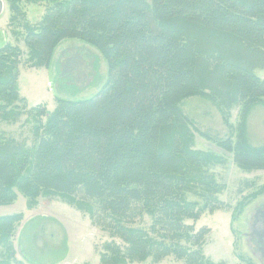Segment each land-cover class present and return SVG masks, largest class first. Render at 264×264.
I'll list each match as a JSON object with an SVG mask.
<instances>
[{"label":"trees","instance_id":"obj_1","mask_svg":"<svg viewBox=\"0 0 264 264\" xmlns=\"http://www.w3.org/2000/svg\"><path fill=\"white\" fill-rule=\"evenodd\" d=\"M23 1L46 3L40 22L25 24L27 66L49 68L57 46L76 38L101 52L108 78L92 97H55L47 114L19 92L21 48L0 47V121L28 113L35 136L29 147L0 134V205L22 194L29 208L58 197L87 212L113 238L101 264L170 255L225 264L204 253L208 229L186 223L216 208L222 188L207 170L220 156L194 148L180 103L206 95L226 117L241 105L238 141L217 144L240 168L264 170V146L250 145L244 127L264 99V0H7L11 20ZM146 215L151 225H136ZM21 220L0 215V264H29L14 241Z\"/></svg>","mask_w":264,"mask_h":264},{"label":"rangeland","instance_id":"obj_2","mask_svg":"<svg viewBox=\"0 0 264 264\" xmlns=\"http://www.w3.org/2000/svg\"><path fill=\"white\" fill-rule=\"evenodd\" d=\"M45 4L23 1V14L11 20L9 4L4 0L0 15V47L10 43L21 48L19 92L28 102L26 107L43 104L47 106L48 114L56 106L55 97L79 100L94 96L107 81L108 65L101 52L91 44L67 38L55 49L49 68L27 66L25 24L39 23L46 12ZM70 59H75L74 66L61 77ZM71 70L81 74L80 79L74 80ZM180 106L196 127L194 148L220 156V161L209 164L207 170L222 188L216 208L206 210L198 219L187 220L186 223L194 225L196 230L208 229L203 250L212 261L264 264L261 254L254 251V240H250L249 235L256 211L264 210V170L240 168L234 162L233 154L217 144L228 138L238 141L239 125L243 123L242 106L232 107L227 112L228 117L206 95L188 96L181 100ZM245 117L247 142L255 147L264 146V99L253 104ZM0 134L24 141L29 147L35 143L32 118L28 113H24L16 123L0 121ZM188 199L204 204L193 194H188ZM15 213H22L15 245H20L29 264H101L104 243L113 239L108 230L94 223L87 212L58 197H40L37 204L29 208L26 197L20 194L13 203L0 205V215ZM151 220L146 215L145 220L136 225L148 228ZM125 264L186 263L170 255L158 261L148 258Z\"/></svg>","mask_w":264,"mask_h":264},{"label":"flooded vegetation","instance_id":"obj_3","mask_svg":"<svg viewBox=\"0 0 264 264\" xmlns=\"http://www.w3.org/2000/svg\"><path fill=\"white\" fill-rule=\"evenodd\" d=\"M74 60L75 59L68 60L67 64L63 68L64 74L71 68V66H74ZM70 74L72 75V78L74 80H78L80 79L79 77H81V74H76V72L72 70ZM262 218H264V210L259 209L256 211V214L253 217L249 235L250 240H254L252 244V246L254 247V251L256 250L255 252H259L261 254V259L264 261V221L262 220Z\"/></svg>","mask_w":264,"mask_h":264},{"label":"water","instance_id":"obj_4","mask_svg":"<svg viewBox=\"0 0 264 264\" xmlns=\"http://www.w3.org/2000/svg\"><path fill=\"white\" fill-rule=\"evenodd\" d=\"M3 9H4V0H0V15L2 14L3 12ZM70 70V69H69ZM68 70V71H69ZM65 74L62 73L61 76L63 77Z\"/></svg>","mask_w":264,"mask_h":264}]
</instances>
